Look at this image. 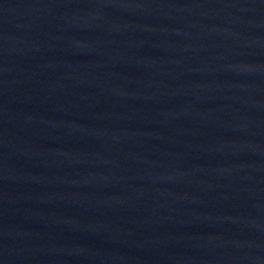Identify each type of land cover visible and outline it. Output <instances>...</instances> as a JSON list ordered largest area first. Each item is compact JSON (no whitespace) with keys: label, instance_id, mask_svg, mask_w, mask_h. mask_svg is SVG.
<instances>
[{"label":"water","instance_id":"95a60500","mask_svg":"<svg viewBox=\"0 0 264 264\" xmlns=\"http://www.w3.org/2000/svg\"><path fill=\"white\" fill-rule=\"evenodd\" d=\"M0 264H264V96L142 0H0Z\"/></svg>","mask_w":264,"mask_h":264}]
</instances>
